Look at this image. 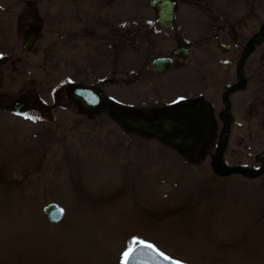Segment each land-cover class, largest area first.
<instances>
[{
	"label": "rangeland",
	"instance_id": "obj_1",
	"mask_svg": "<svg viewBox=\"0 0 264 264\" xmlns=\"http://www.w3.org/2000/svg\"><path fill=\"white\" fill-rule=\"evenodd\" d=\"M176 1V24L161 28L150 0H0V264H124V253L141 241L183 264H264V173L219 175L210 162L222 126V92L237 78L246 39L264 22V0ZM118 11L137 19L134 45L145 52L140 62L149 75L142 81L132 79L130 63L121 65V77L100 49L83 48L74 19ZM38 19L41 35L25 50L22 32ZM153 34L157 46L147 54ZM183 36L192 53L181 68L165 72L163 84L155 83L153 54L172 52ZM221 42L229 47L220 49ZM249 57L248 86L231 96L235 119L225 159L258 166L264 42ZM73 82L96 85L144 114L208 100L214 130L185 154L126 129L105 108L83 110L67 95ZM16 100L24 102L22 113L13 108ZM48 201L62 207L60 220L43 211Z\"/></svg>",
	"mask_w": 264,
	"mask_h": 264
},
{
	"label": "water",
	"instance_id": "obj_2",
	"mask_svg": "<svg viewBox=\"0 0 264 264\" xmlns=\"http://www.w3.org/2000/svg\"><path fill=\"white\" fill-rule=\"evenodd\" d=\"M152 5L156 8L157 19L160 24L170 26L176 14V0H151ZM255 32L249 36L246 41L241 56L237 61V81L234 83L227 82L226 89L223 92L225 105L219 111L222 121V127L219 130L217 144L215 150L211 153V163L215 173L229 175L240 173L246 177H257L264 172V153L258 154L260 160L259 166H250L247 164H233L225 162V152L230 141V129L232 126L234 114L232 112V100L230 95L232 92L243 89L247 86V76L245 75V64L247 56L255 50V46L264 42V22H262ZM42 24L38 21H30L22 32V48L29 50L37 41L41 33ZM221 46H225L221 43ZM2 59L1 61H4ZM167 57H159L155 59V66L158 70L168 69L171 61ZM66 92L68 96L76 101L78 105L85 111L95 112L102 108H107L113 117L118 120L126 129L137 131L142 135L158 137L160 140L169 143L172 146L180 147L185 153L195 152L202 140L201 136L209 130H214V112L209 101L203 99L197 100L194 105L176 104L171 108H167L163 112L152 114H144L137 111L125 109L115 100L105 96L103 92L94 85L81 83L67 84ZM90 92L96 95V100L92 96L88 99L87 94ZM23 101L16 100L13 107L20 111ZM170 111L179 113L185 120L176 119L171 116ZM21 112V111H20ZM43 211L51 221H58L63 215L62 207L55 201H48L43 205ZM148 243H137L131 248L133 251L125 258L124 264H176L175 260L165 259L160 255V251L153 247H147ZM164 254V253H163ZM167 257V256H166Z\"/></svg>",
	"mask_w": 264,
	"mask_h": 264
},
{
	"label": "flooded vegetation",
	"instance_id": "obj_3",
	"mask_svg": "<svg viewBox=\"0 0 264 264\" xmlns=\"http://www.w3.org/2000/svg\"><path fill=\"white\" fill-rule=\"evenodd\" d=\"M111 1H113V0H103L104 4H106L107 2L109 3ZM107 5H109V4H107ZM176 12H177V9H176ZM122 15L123 14L118 11L116 13L112 12V13H104V14H96V15L87 16L83 20H81L82 19L81 17H78V18H76L74 20L80 21V23H79L77 28H79L80 26L82 27V30L79 32V34L82 35L83 37H85L84 38L85 41L83 42V48L91 46V48L93 47V48L98 49V50L100 49L102 51V53L100 54V57H101V55H102V57H103V55H107V57L109 59L108 61H109L110 66L112 65L113 68H114V72L116 71L117 73H119L120 76H121V65H125L126 63H130L132 66H134L133 69L136 70V71L133 72V77L134 78H132V79L133 80L135 79V81H142L144 79V77L149 78L148 77L149 75H148V73L145 72L146 71L145 70L146 67L144 66V63L140 62V60L142 58V55H143V57H145L144 56L145 54H143L144 51L139 53L138 52L139 48L134 45L135 44L134 35H135V32L138 29L137 28V24H136L137 23L136 22L137 19L135 20L133 17L128 18V17H124ZM121 17L123 19H126L125 22H127L126 23L127 24V28H125V29H122V25H124V24L122 23ZM151 18H153V15H152ZM176 18H177V13L175 14V17L173 18V22H172V24L170 26H164V24H160L158 21H156L157 14L155 15L154 21H156L157 24L161 28L162 27L170 28V27H172V25L176 24V21H177ZM36 21L41 22L39 19L36 20ZM112 23H117V24H113V26H111ZM180 26H181V24L179 22V29H180ZM76 29H73V26H72L71 31L73 32V36L69 37L70 43L73 42V38L74 37L76 38V36H75V30ZM115 29H116L115 37L112 38V40L110 41V35L114 34ZM149 31L151 32V34L152 33L157 34V33L160 32V29H158L156 31L155 30L151 31V29H150ZM128 32H130L131 35H125V34H128ZM79 34H78L77 38H79ZM154 34H153V36H151V38L149 37V39H148L149 40L148 42L151 43V46L149 47V49H148L149 51H148L147 54H152L153 50L157 46V43H156L157 42L156 41L157 38L155 37ZM160 35L162 36L161 32H160ZM157 36H159V35H157ZM161 36H159V37H161ZM121 38H123V40ZM183 38H184V36L179 38V39H177V40H179L180 43H178L176 46H174L172 52H165L164 51L163 53H158L156 55L153 54V57L151 58L150 62L152 64L153 69L155 70V72H157V76L155 77L156 78L155 83H157V84H159V83L161 84L162 82L164 83L169 78V76H167V77L165 76V72L167 74L169 71L174 69V67L175 68H181V65L184 62L183 60L185 58H187L188 56H190V54L192 53L190 44L187 43L186 40H184V42H183V40H182ZM162 39H163V37H162ZM248 39H246V41ZM124 43L131 45V48L128 47L127 45H125V49H128V51H129V52L126 51L125 53H128V54H124L123 53L122 47H123ZM224 44H225V46H221V44H220V47H221L220 49H224L225 50V47L226 48L229 47V45H227L226 43H224ZM244 45H243V48H244ZM258 46L259 45H256L255 47L257 48ZM129 48L131 50H129ZM243 48L241 50V53L243 51ZM256 48L250 54V56L256 51ZM241 53H240L239 57L241 56ZM164 56L167 57V58H170L169 61H171V64H170V66H169V68L167 70L166 69L158 70L156 68V66H155V62L154 61H155L156 58L164 57ZM239 57H238L237 61L239 60ZM204 58H209V56L205 55ZM249 58L250 57L247 56V60ZM71 60H72V57H71ZM102 60H103V58H102ZM196 60L200 63V65H205V63H202L201 62L202 60H199V58H197ZM206 60L211 61L210 59H206ZM146 61H147V59H146ZM237 61H236V69L235 70H236V74H237V77H238ZM147 63H149V62H147ZM224 63H225V65L227 64V67L231 68L232 62L230 60L226 59V61ZM246 63H247V61H246ZM200 65L197 64V63L195 64L194 72L197 69L200 68L199 67ZM245 67H246V64H245ZM99 74L100 73H98V75ZM102 75H104V74H102ZM102 75H100V76H102ZM245 75L247 76V86H248V82H249V78L248 77L249 76H248V74H246V68H245ZM109 78H111V77H105V79H109ZM120 80H122V78ZM228 81L231 82V83H234L235 81H237V78H236V80H233V81L228 79L226 81V83ZM73 83H76V82H73ZM226 83H225V88L224 89H226ZM83 84H86V83H83ZM91 85H93V84H91ZM247 86L245 88H247ZM245 88L240 89V90H244ZM224 89H223V92H224ZM236 91H238V90H236ZM223 92H222V97H223ZM232 93H231L230 97L232 96ZM197 100H201V99L197 98ZM197 100H195L193 102L192 101L191 102H187L186 101V102H183V103L176 102L175 104H171V105L167 104L161 110H159V111L156 110V112H163L167 108L169 109V108L173 107L174 105H176L177 103L178 104H187L188 103L189 105H194L197 102ZM150 103H153L152 100L150 101ZM23 104H24V102H23ZM153 106H154V104H153ZM232 106H233V101H232ZM156 112H154V113H156ZM168 113H170V115L175 117L176 119L178 118L180 120H185L184 117H182L179 113H176L175 111H170ZM150 114H152V113H150ZM234 119H235V115H234Z\"/></svg>",
	"mask_w": 264,
	"mask_h": 264
},
{
	"label": "snow or ice",
	"instance_id": "obj_4",
	"mask_svg": "<svg viewBox=\"0 0 264 264\" xmlns=\"http://www.w3.org/2000/svg\"><path fill=\"white\" fill-rule=\"evenodd\" d=\"M141 243H143V241H141ZM145 246H147V247H152V245H145ZM133 251V249L131 248V247H129V249H128V251H126L125 253H124V257L125 258H127L130 254H131V252ZM160 255H162V256H164V254L163 253H160ZM165 259H168V257H164ZM176 264H182V262H180V261H177L176 262Z\"/></svg>",
	"mask_w": 264,
	"mask_h": 264
},
{
	"label": "bare ground",
	"instance_id": "obj_5",
	"mask_svg": "<svg viewBox=\"0 0 264 264\" xmlns=\"http://www.w3.org/2000/svg\"><path fill=\"white\" fill-rule=\"evenodd\" d=\"M91 96H92V98H93L94 100H96V95H95L94 93L90 92V94H87L88 99H89Z\"/></svg>",
	"mask_w": 264,
	"mask_h": 264
}]
</instances>
